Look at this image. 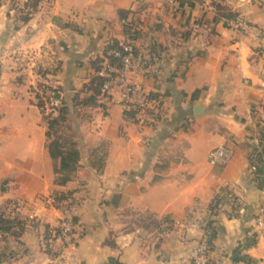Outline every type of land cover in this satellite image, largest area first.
<instances>
[{"label": "crops", "instance_id": "1", "mask_svg": "<svg viewBox=\"0 0 264 264\" xmlns=\"http://www.w3.org/2000/svg\"><path fill=\"white\" fill-rule=\"evenodd\" d=\"M6 2L0 0V31L11 10ZM215 5L235 17H221ZM32 8L7 37L18 39L21 52L38 55L45 47L56 56L57 99L71 105L76 89L97 74L93 65L103 61L106 45L128 42L148 67L141 82L159 95L162 112L130 118L108 104L82 121L69 115L78 169L56 186L42 114L26 92L17 99L15 90L25 86L4 72L0 210L14 202L34 219L24 225L18 253L0 264H181L202 235L205 264H264L255 226L260 213L264 219L261 172L249 163L264 158L253 143L264 131V0H40ZM125 25L134 26L132 38ZM216 146L232 156L209 165L207 152ZM76 184L80 204L63 262L39 246L59 245V213L46 197ZM224 187L239 207L211 213L210 200ZM136 216L154 226L129 225Z\"/></svg>", "mask_w": 264, "mask_h": 264}, {"label": "built area", "instance_id": "2", "mask_svg": "<svg viewBox=\"0 0 264 264\" xmlns=\"http://www.w3.org/2000/svg\"><path fill=\"white\" fill-rule=\"evenodd\" d=\"M244 30L247 25H242ZM121 49H112L109 54L116 59L110 63L104 59L100 64L98 75L102 78L100 85L99 100L105 105H118L124 111H133L138 117H152L162 112V101L159 96H153L149 90L145 89L141 78L148 73V67L142 57L134 54V49L130 43L124 42ZM258 47L264 53V38L259 42ZM58 103L54 99L51 105ZM256 148V155L262 156V142L258 137L253 141ZM232 156V150L226 146H216L207 152V163L209 165H221ZM257 167L261 172V192L264 194V158L250 164V169L255 171ZM46 200L55 205L59 217L55 229L53 230V241L59 242L56 246L51 243L49 249L56 253L64 261L68 260L64 249L71 246L69 236L72 234L76 224V211L80 201L76 198H62L55 200L52 195H48ZM261 211V210H260ZM9 217L30 221L34 219L32 213L24 212L18 206L10 207L7 211ZM255 226L258 235L264 238V219L260 213L255 219ZM52 241V242H53ZM208 259V242L206 236L202 235L200 241L191 249L186 256L180 259L181 264H205Z\"/></svg>", "mask_w": 264, "mask_h": 264}, {"label": "rangeland", "instance_id": "3", "mask_svg": "<svg viewBox=\"0 0 264 264\" xmlns=\"http://www.w3.org/2000/svg\"><path fill=\"white\" fill-rule=\"evenodd\" d=\"M38 1L40 0H26L24 2L25 5L22 4V1L20 0H7L6 2L8 9H11V10H9L10 14H8L9 12L6 11V14H7L6 24H4V27L0 31V81L4 79L2 77V74L4 72L10 73L11 78L9 79V81L12 84H16V85L21 84L25 86V89H24L25 91L15 90L17 99H22L24 97L23 96L24 92H26L27 96L29 97L28 100L30 103L35 105L38 100L43 103L44 105L43 109H45L44 115H46V113L50 112L52 107H55V105L50 104V103H53L54 99H57L54 97V94L59 95V92H63L58 84H54V79L50 75H47V77H43V75L41 74V72L43 71V68L45 69L49 65H52L55 63L56 56L54 54L47 55L46 53H49V51H46L45 53V50H46L45 47L43 48L44 52L43 53L41 52L38 55H34L33 52H29V51L26 53L21 52L18 50V47H19L18 39L15 38V39L8 40V37H7L9 32L11 31L14 32L18 30V28L23 26L25 17L33 9L32 8L33 2H34V5H36V2ZM132 27L134 26L133 25L129 26V28H132ZM11 49L12 51L8 53ZM29 81H31V83H29ZM0 91H2L1 88H0ZM57 101L58 103L56 104V106L60 104L59 98L57 99ZM41 117L43 118V115ZM70 125L72 128V124ZM254 159L256 158H253V156H251L249 158L250 160L249 163L252 164L253 162H257ZM77 169H78V164L70 180H72L75 177V174H76L75 172L77 171ZM77 186L78 185L76 184V187L66 189L65 191L54 190L52 194L50 195L53 196L55 194V196H57V194L62 193V195H64L65 198L79 199V197L75 193L78 190ZM219 191L220 192L216 195H218L219 197L223 196L224 202H221V204H219L220 202L214 203V206L212 207V209H210L209 207L210 205H208L210 212L215 213L217 210L222 208L224 205L227 206V208L230 211L237 210L239 207V203L237 201L236 196H234L231 190L224 187L220 189ZM128 219H132V218H128ZM30 221L32 222L33 220H30ZM25 223L26 221H24V225ZM131 224H134L136 226L143 225L145 226V228L154 226V223L152 222V220L150 219L148 220L147 218H143L140 216L134 217V219H132L129 225ZM28 225L31 226V223H29ZM23 228L24 226L22 227V230ZM21 232L17 234L14 233L13 235L10 233L3 234L0 232V259H3L5 257L13 258V256L18 253L16 249H17V246L21 242L19 240ZM156 236L157 235L155 234V237ZM39 246H41L40 247L41 251H43L44 253L50 254L48 248L44 244H39ZM8 252L10 253L8 254ZM11 252H14V255Z\"/></svg>", "mask_w": 264, "mask_h": 264}, {"label": "trees", "instance_id": "4", "mask_svg": "<svg viewBox=\"0 0 264 264\" xmlns=\"http://www.w3.org/2000/svg\"><path fill=\"white\" fill-rule=\"evenodd\" d=\"M215 8L218 10V13L221 17L226 19H232L235 17L234 13L226 10L220 5H215ZM134 32L135 31L130 29L128 25L124 26V33L127 34L128 37L132 38ZM120 45L121 44H118L116 41H111L108 45H106L104 49L103 60L107 59L110 63L116 62V59L111 57L109 52L112 49L120 50ZM133 53L135 54V51ZM93 68L97 74L89 82L82 84L80 89L73 93L71 105L68 106L60 100V104L58 106L52 107L50 112L44 115L45 109H43V103L38 100L35 104L40 110V113L43 115V120L45 122V148L52 163V183L56 186H62L70 180L78 162V149L76 147V141L73 138L69 115H73L77 120L82 121L89 118V110L91 108L99 107L102 110H105L107 107L99 100L98 97L102 80V78L98 75L100 65H93ZM59 69L60 62L56 59L54 64L49 65L45 69L43 68L41 74L43 77H46V75L53 76L59 71ZM149 93L153 96H159L157 93L152 91H149ZM122 113L123 115L130 118L135 117L133 111L122 110ZM259 138L263 145V148L261 149V153L263 154L264 131L260 133ZM258 170L260 171V169L257 167L255 171ZM53 198L55 200H59L65 198V196L60 193L57 194V196L54 194ZM223 200V196H213L209 203L210 209H212L214 203L220 202L219 204H221V202H224ZM12 206L16 207L17 205L12 202V204H10L7 209ZM7 211L5 213V211L0 210V232L3 234L10 233L12 235L14 233L17 234L21 232L22 227L24 226V220L9 217ZM46 247L49 250L48 244H46Z\"/></svg>", "mask_w": 264, "mask_h": 264}, {"label": "water", "instance_id": "5", "mask_svg": "<svg viewBox=\"0 0 264 264\" xmlns=\"http://www.w3.org/2000/svg\"><path fill=\"white\" fill-rule=\"evenodd\" d=\"M54 97L57 98L58 97V94H55Z\"/></svg>", "mask_w": 264, "mask_h": 264}]
</instances>
